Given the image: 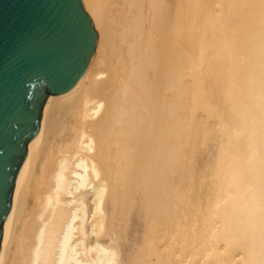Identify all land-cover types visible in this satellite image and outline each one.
Returning <instances> with one entry per match:
<instances>
[{
    "label": "bare ground",
    "instance_id": "1",
    "mask_svg": "<svg viewBox=\"0 0 264 264\" xmlns=\"http://www.w3.org/2000/svg\"><path fill=\"white\" fill-rule=\"evenodd\" d=\"M0 264H264V0H82Z\"/></svg>",
    "mask_w": 264,
    "mask_h": 264
},
{
    "label": "water",
    "instance_id": "2",
    "mask_svg": "<svg viewBox=\"0 0 264 264\" xmlns=\"http://www.w3.org/2000/svg\"><path fill=\"white\" fill-rule=\"evenodd\" d=\"M97 36L82 0H0V250L16 178L46 100L79 82Z\"/></svg>",
    "mask_w": 264,
    "mask_h": 264
}]
</instances>
